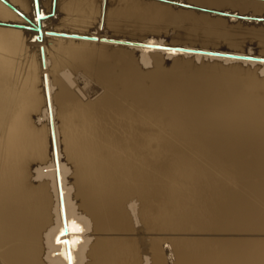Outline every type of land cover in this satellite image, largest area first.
I'll return each instance as SVG.
<instances>
[{
	"label": "bare ground",
	"instance_id": "1",
	"mask_svg": "<svg viewBox=\"0 0 264 264\" xmlns=\"http://www.w3.org/2000/svg\"><path fill=\"white\" fill-rule=\"evenodd\" d=\"M41 26H0V264H264V61L172 49L264 57V0H55Z\"/></svg>",
	"mask_w": 264,
	"mask_h": 264
},
{
	"label": "water",
	"instance_id": "2",
	"mask_svg": "<svg viewBox=\"0 0 264 264\" xmlns=\"http://www.w3.org/2000/svg\"><path fill=\"white\" fill-rule=\"evenodd\" d=\"M0 2L5 4L8 8H10L13 12H15L18 16H20L24 20V22H8V21H1L0 20V26L12 27V28H17V29H22V30L35 31V32H37L35 37H36V39H39V40L42 38V35H43L42 26H41L42 19L54 15L55 0H52L50 12L46 13V14H41V8L39 6L38 0H33V3H34L33 12L36 15L33 20L30 19L25 13L20 11L10 1L0 0ZM221 14L227 15V13H221ZM242 18H245V17H242ZM46 33L53 35V36L71 37V38H77V39H82V40H97L96 36L79 35L76 33L67 34L65 32H56L53 30L46 31ZM115 41L116 42H123L125 44H131V42L127 41V40H125V41L115 40ZM143 45L153 46L156 48L171 49L168 46H163V45H159V44H152V45L151 44H143ZM172 49L180 50V51L195 52V53H203V54L205 53V54H209L212 56L229 57V58H235V59H240V60L264 61V57H257V56H253V55H247V54H234V53H230V52H220V51H204L202 49L193 50V49H186V48L178 47V46L174 47ZM39 52H40L41 63L44 65V51H43L42 45L39 46ZM47 104H48V113H49V116H51V111H50L49 101H48V95H47ZM50 133H51V142H52V147H53V152H54V158H55V162L57 164L56 147H55L54 133H53L51 120H50ZM56 174H57V181H58L59 203H60V208H61L62 223H63V229H64L63 234H64L67 232V229H66V224H65L63 197H62L61 188H60L58 168H57ZM68 264H71L70 260L68 261Z\"/></svg>",
	"mask_w": 264,
	"mask_h": 264
},
{
	"label": "rangeland",
	"instance_id": "3",
	"mask_svg": "<svg viewBox=\"0 0 264 264\" xmlns=\"http://www.w3.org/2000/svg\"><path fill=\"white\" fill-rule=\"evenodd\" d=\"M29 2L31 3V0H29ZM234 12H235V11H234ZM258 22H259V21H258ZM49 26H50V25H49ZM44 28H47V27L44 26ZM126 31H128V29H127ZM126 31H125L124 33H126ZM109 32H110V31H109ZM110 33L112 34V31H111ZM128 34H129V33H128ZM128 34H127V36H129ZM125 35H126V34H125ZM154 36H155V34H154V35L151 34V35L146 36L145 39H147V38H149V37L154 38ZM159 36L162 38V36H161V35H158V34H156V37H155V38H157V37H159ZM160 37H159L158 39H160ZM167 38H168V37H167ZM167 38H166V36H165L164 39L162 38L161 40H162V41H163V40H167ZM254 42H255V39L252 40L250 43H248L246 46H247V47L249 46V48L252 49L253 51H254V50L257 51V52L260 51V50H259L260 47H258V45L256 44V42H255V43H254ZM245 44H246V42H245ZM227 45H228V44L220 43L217 47H219V48H226V49H228V50L233 51L232 49H229L230 47L232 48L233 46H231V45H228V46H227ZM226 46L229 47V48H227ZM246 46H245L244 48H246ZM256 47H257V48H256ZM233 48H234V47H233ZM135 51H136V50H135ZM234 51H236V50H234ZM136 52H137V51H136ZM136 52H135V54L133 53V55L136 56ZM138 52H140V51H138ZM140 53H142V51H141ZM161 55H163V57H165L164 59L170 57L169 55H166V54L163 53V52L161 53ZM135 58H136V57H135ZM192 58H193V57H192ZM164 59H163V61H164V63H165V66H167V65L169 66V64H170L169 59H167L168 61L166 60L167 62H165ZM204 59H205V58H204ZM170 60H171V59H170ZM187 60H189V59H187ZM195 60H198V61H201V62L198 63V61H195ZM194 61L197 62L198 65L201 64V63H203V62H202L203 60H200V59L197 58V57H194V58L192 59V63H195ZM205 61H207V60H204V63H205ZM208 61H209V60H208ZM190 62H191V60H190ZM210 62H211V63H214V62H212L211 60H210ZM216 62H218V63H216ZM206 63H209V62H206ZM219 63H221L222 65H224L223 67H225V64H226V65H227V64H230V63H225V62H223V61H221V62H219V61H215L214 64H217V65H218ZM195 64H196V63H195ZM197 64H196V65H197ZM221 64L218 65V66H221ZM232 64H234V66L238 67V69H239V67L241 68V66H243V65H244L246 68L248 67L247 69H249V66H248V65L246 66L244 63H243V64H239V65H241V66L235 65V64H237V63H231L229 66H233ZM244 66L242 67L243 70H245V69H244ZM227 67H228V66H227ZM251 67H252V68H251ZM250 69H251L253 72H255L254 70H255L256 68L254 69L253 66H250ZM250 69H249V70H250ZM240 70H241V69H240ZM243 70H242V71H243ZM249 70H247V72H248ZM242 71H241V72H242ZM244 72H245V73H244ZM256 73H257L256 76L259 75V76H261V77L263 78L264 74H263V75H262V74L260 75V73H259L257 70H256ZM256 73H255V74H256ZM241 74H242V75H243V74H246V71H243V73H241ZM259 76H258V77H259ZM259 78H260V77H259ZM91 97H93V96H91ZM64 162H65V160H62V169H63V171H64V179H66V178L69 176V175L67 174V173H68L67 171H69V169H68V165H67L66 163L64 164ZM63 165H64V166H63ZM65 166H66V167H65ZM65 168H66V171H65ZM65 174H66V175H65ZM65 176H66V177H65ZM48 179H49L50 190H52V191H51V194H52V200H53V201H52V202H53V204H52L53 216L55 215V217H54L55 219H54V220H56V218H57V213H56V208H55V207H56V202H55V201H56V197H55V195H54V194H55V191H54V189L52 188L53 185H52V180H50V175H49V178H48ZM68 179H69V178H67L66 180H64V183L67 181V183H65V186H66V188L69 189V192L67 193V200H68V202H71V201H72L71 203L74 204V200H73L72 195L69 196V194H72V192H70V191H71V186H69V185H70V184H69L70 179H69V180H68ZM51 186H52V187H51ZM51 188H52V189H51ZM53 192H54V193H53ZM53 195H54V196H53ZM68 196H69V197H68ZM70 197H71V198H70ZM69 198H70V199H69ZM54 199H55V200H54ZM69 200H71V201H69ZM71 203H70V204H71ZM73 204H71V206H73ZM74 210H75V209H74ZM74 214H77V213H74Z\"/></svg>",
	"mask_w": 264,
	"mask_h": 264
},
{
	"label": "snow or ice",
	"instance_id": "4",
	"mask_svg": "<svg viewBox=\"0 0 264 264\" xmlns=\"http://www.w3.org/2000/svg\"><path fill=\"white\" fill-rule=\"evenodd\" d=\"M74 230H75V231H79V228H78V227H77V228H74ZM57 242H60V241H59V238H57Z\"/></svg>",
	"mask_w": 264,
	"mask_h": 264
}]
</instances>
